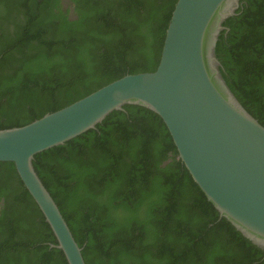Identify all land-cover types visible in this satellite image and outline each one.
I'll use <instances>...</instances> for the list:
<instances>
[{"label": "trees", "instance_id": "16d2710c", "mask_svg": "<svg viewBox=\"0 0 264 264\" xmlns=\"http://www.w3.org/2000/svg\"><path fill=\"white\" fill-rule=\"evenodd\" d=\"M177 1L0 0V130L155 71ZM223 26L221 76L264 126V0H240ZM178 156L163 119L126 104L34 167L86 264H264ZM0 199V264H69L12 162H0Z\"/></svg>", "mask_w": 264, "mask_h": 264}, {"label": "water", "instance_id": "95a60500", "mask_svg": "<svg viewBox=\"0 0 264 264\" xmlns=\"http://www.w3.org/2000/svg\"><path fill=\"white\" fill-rule=\"evenodd\" d=\"M240 0H178L160 63L126 75L25 126L0 130V162H12L51 226L69 264H86L35 156L96 128L124 105L146 107L167 125L190 174L245 237L264 248V126L221 76L215 46Z\"/></svg>", "mask_w": 264, "mask_h": 264}, {"label": "flooded vegetation", "instance_id": "af4514ba", "mask_svg": "<svg viewBox=\"0 0 264 264\" xmlns=\"http://www.w3.org/2000/svg\"><path fill=\"white\" fill-rule=\"evenodd\" d=\"M64 6L68 8L69 6V0H63ZM72 9V8H71ZM72 17L74 16V13L72 10H70ZM0 203L3 204V200L0 199Z\"/></svg>", "mask_w": 264, "mask_h": 264}]
</instances>
